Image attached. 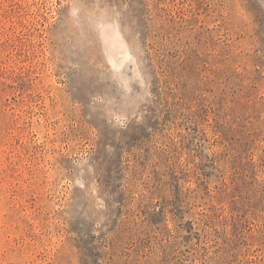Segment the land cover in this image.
I'll return each instance as SVG.
<instances>
[{
	"label": "rangeland",
	"instance_id": "1",
	"mask_svg": "<svg viewBox=\"0 0 264 264\" xmlns=\"http://www.w3.org/2000/svg\"><path fill=\"white\" fill-rule=\"evenodd\" d=\"M0 264H264V0H0Z\"/></svg>",
	"mask_w": 264,
	"mask_h": 264
}]
</instances>
